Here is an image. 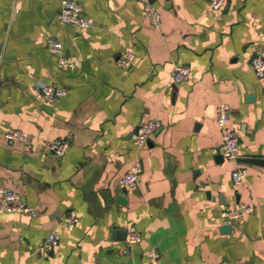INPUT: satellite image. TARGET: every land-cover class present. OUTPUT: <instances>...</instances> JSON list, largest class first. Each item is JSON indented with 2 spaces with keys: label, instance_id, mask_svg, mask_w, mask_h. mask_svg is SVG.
Wrapping results in <instances>:
<instances>
[{
  "label": "crops",
  "instance_id": "crops-1",
  "mask_svg": "<svg viewBox=\"0 0 264 264\" xmlns=\"http://www.w3.org/2000/svg\"><path fill=\"white\" fill-rule=\"evenodd\" d=\"M61 1L0 0V187L31 208L0 211V264H147L150 252L155 264H264V79L249 67L264 48V0H226L220 11L208 0H149L157 31L136 0H74L88 30L57 21ZM129 52L132 66L119 68ZM174 65L191 79L172 83ZM52 84L66 96L39 99ZM219 104L238 134L236 162L212 155ZM147 121L159 128L135 149ZM6 130L28 142L8 144ZM54 139L69 142L64 156L46 151ZM135 164L139 187H119ZM236 168L246 172L237 186ZM242 205L253 213L222 233L221 211ZM54 230L58 246L40 250ZM130 232L140 236L131 247Z\"/></svg>",
  "mask_w": 264,
  "mask_h": 264
},
{
  "label": "built area",
  "instance_id": "built-area-1",
  "mask_svg": "<svg viewBox=\"0 0 264 264\" xmlns=\"http://www.w3.org/2000/svg\"><path fill=\"white\" fill-rule=\"evenodd\" d=\"M142 7V12L147 18L150 27L153 30L160 28V14L157 8L152 5L149 0H136ZM209 8L212 11H220L226 4V0H208ZM57 21L66 26H71L80 30L93 29L94 22L84 14L80 3L74 0H62L60 8L56 15ZM48 51L58 58L59 67H69L61 57V45L58 41L49 38L46 40ZM134 61V54L129 52L120 56L116 64L119 68L128 70ZM249 67L251 72L260 80L264 79V48L250 59ZM191 79V72L187 66L174 65L170 72V80L174 84H182ZM66 96V90L58 88L56 85H50L38 90L37 97L47 102H53L59 98ZM230 109L225 104H219L215 109V122L221 132V143L212 149V155L221 156L226 161L236 162L239 156L238 134L229 127ZM159 124L156 121H147L141 124L137 129V134L132 140V146L135 149L145 147L151 136L158 130ZM3 138L8 144L27 143L28 135L19 130H6ZM69 148V142L63 139H54L45 143L47 152L55 157H62ZM142 174V167L135 164L130 171L124 174L118 180V186L123 189H137L139 187V179ZM246 172L244 169L236 168L231 173V179L234 185H240L245 181ZM0 211L5 213L28 214L31 208L25 205L21 196L8 189L0 187ZM254 207L252 205L236 206L226 208L221 211L220 217L223 225H230L240 219L243 215L252 214ZM77 218L73 212H69L64 223V227L68 230L72 229ZM59 243V233L54 230L48 234L42 243L40 250L44 252H52ZM140 243V236L135 232H130L126 238V244L131 247ZM156 255L153 252L149 254L147 264H155Z\"/></svg>",
  "mask_w": 264,
  "mask_h": 264
},
{
  "label": "water",
  "instance_id": "water-1",
  "mask_svg": "<svg viewBox=\"0 0 264 264\" xmlns=\"http://www.w3.org/2000/svg\"><path fill=\"white\" fill-rule=\"evenodd\" d=\"M137 134V129L134 131L133 135L135 136ZM219 160H222L221 156H218ZM231 226L230 225H223L220 230L222 231V233H228L230 230Z\"/></svg>",
  "mask_w": 264,
  "mask_h": 264
}]
</instances>
